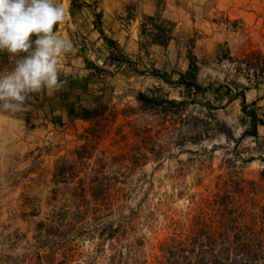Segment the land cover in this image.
Listing matches in <instances>:
<instances>
[{"label":"rangeland","instance_id":"1","mask_svg":"<svg viewBox=\"0 0 264 264\" xmlns=\"http://www.w3.org/2000/svg\"><path fill=\"white\" fill-rule=\"evenodd\" d=\"M61 2L56 32L73 42L59 63L66 86L24 112H0V264H149L162 242L221 218L226 204L259 228L264 124L243 133L251 110L264 121V77L249 79L242 59L255 46L264 54L260 31L213 15L227 40L210 60L187 52L207 87L198 91L179 82L188 67L154 60L150 44L168 43L211 0ZM11 66L0 54V73ZM71 107L100 109L84 119ZM110 225H119L113 237Z\"/></svg>","mask_w":264,"mask_h":264},{"label":"clouds","instance_id":"2","mask_svg":"<svg viewBox=\"0 0 264 264\" xmlns=\"http://www.w3.org/2000/svg\"><path fill=\"white\" fill-rule=\"evenodd\" d=\"M65 13L61 0H0V54L12 57L0 73V112H24L35 96L66 86L59 63L73 42L56 32Z\"/></svg>","mask_w":264,"mask_h":264},{"label":"trees","instance_id":"3","mask_svg":"<svg viewBox=\"0 0 264 264\" xmlns=\"http://www.w3.org/2000/svg\"><path fill=\"white\" fill-rule=\"evenodd\" d=\"M256 47L243 53L242 62L248 65V69L252 70L249 72L243 68L247 71V77L259 81L261 77H264V54L261 49ZM197 73L198 65L196 58L193 57L187 70L179 73V82L186 87L205 91L207 87L202 86L197 80ZM227 91L230 93L231 89L227 87ZM137 97L146 105L155 106L160 103L157 102L156 97L143 92L139 93ZM251 103L255 104V101ZM247 107L245 104L244 110ZM99 109V107L91 111L83 109L81 113H77L71 107L69 114L71 117L81 116L84 119H91L98 113ZM250 115L253 117V129L245 130L244 135H256L257 123L264 124V121L257 116L254 110H251ZM89 128L94 130L93 127ZM95 131L91 134L96 135L94 134ZM226 205L224 211L227 213L226 215L221 213V218L212 217L208 221L204 218H198L185 236L179 238L173 236L162 242V256L149 264H264V220L259 228H256L254 224L251 225L252 222L243 224L240 217L244 216L245 212L239 214L233 206L229 207L231 204ZM107 228L110 229L108 235L113 237L114 233H117L119 225H110Z\"/></svg>","mask_w":264,"mask_h":264},{"label":"crops","instance_id":"4","mask_svg":"<svg viewBox=\"0 0 264 264\" xmlns=\"http://www.w3.org/2000/svg\"><path fill=\"white\" fill-rule=\"evenodd\" d=\"M211 2L212 4L209 6L201 7V10H193L192 13L197 16L193 23L187 22L182 28L179 26L174 28L168 43L162 45L151 42L152 58L157 61L169 59L172 64L175 61L180 62L179 65L182 70H185L190 62L187 57L188 51H191L199 61L202 59L210 60L219 55L227 39H224V32L219 31L212 24L213 15L221 14L238 18V23L243 26L246 25L250 34L258 30L261 38L264 39V14L262 15L259 11V9L264 8V0H211ZM181 8V4L176 3V9L179 11ZM250 20L252 21L250 22ZM192 36H194L193 40L191 39ZM74 58L78 60V57L74 56ZM199 64L201 67H210L206 63L204 65Z\"/></svg>","mask_w":264,"mask_h":264}]
</instances>
